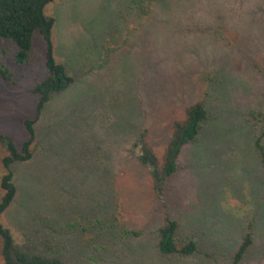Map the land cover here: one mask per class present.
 <instances>
[{
    "label": "rangeland",
    "instance_id": "1",
    "mask_svg": "<svg viewBox=\"0 0 264 264\" xmlns=\"http://www.w3.org/2000/svg\"><path fill=\"white\" fill-rule=\"evenodd\" d=\"M45 12L56 19L54 57L75 81L35 123L33 158L12 167L18 193L0 221L17 241L52 236L74 264H233L251 224L241 264H264L252 115L264 113V0H52ZM16 50L0 42V64L16 81L0 79V133L21 146L47 44L37 38L25 65ZM200 99L209 118L158 198L155 166L139 161L134 142L146 128L161 161L173 122ZM6 154L0 146V181ZM167 216L180 223V243L197 241L195 253L160 250Z\"/></svg>",
    "mask_w": 264,
    "mask_h": 264
},
{
    "label": "trees",
    "instance_id": "2",
    "mask_svg": "<svg viewBox=\"0 0 264 264\" xmlns=\"http://www.w3.org/2000/svg\"><path fill=\"white\" fill-rule=\"evenodd\" d=\"M52 0H0V42L10 41L17 50L14 60L18 65L31 61L32 51L37 38H42L47 44L46 75L30 90L38 97L37 115L25 121L29 137L17 145L13 137L0 133V146L7 154L2 163L5 169L0 181V216L12 204L18 193L15 183L13 165L27 162L34 156L36 141L35 123L38 121L46 104L57 94L62 93L75 80L70 75L65 63L55 59L53 54L52 30L56 19L46 14L45 8ZM145 10V8H144ZM207 29V28H205ZM0 79L16 85L14 72L9 66L0 64ZM255 125L259 126L256 138L257 148L264 163V113L252 112ZM209 118V110L204 100L200 99L187 105L184 117L173 122L171 136L167 142L163 158L148 141V130L140 131L134 142L138 150L136 154L144 165L155 166L151 169L154 190L158 198L164 195L168 179L178 170V159L184 145L197 140L204 122ZM180 223L176 219L166 217V221L158 230L157 244L165 254L186 256L198 250L197 241L190 239L180 243L177 237ZM252 225L235 252L233 264H241L254 242ZM0 237L2 239V255L5 264H74L62 252L61 243H56L52 236H28L22 242L17 241L12 230L0 221Z\"/></svg>",
    "mask_w": 264,
    "mask_h": 264
},
{
    "label": "crops",
    "instance_id": "3",
    "mask_svg": "<svg viewBox=\"0 0 264 264\" xmlns=\"http://www.w3.org/2000/svg\"><path fill=\"white\" fill-rule=\"evenodd\" d=\"M182 153V152H181ZM181 155V154H180ZM180 157V156H179Z\"/></svg>",
    "mask_w": 264,
    "mask_h": 264
},
{
    "label": "water",
    "instance_id": "4",
    "mask_svg": "<svg viewBox=\"0 0 264 264\" xmlns=\"http://www.w3.org/2000/svg\"><path fill=\"white\" fill-rule=\"evenodd\" d=\"M152 168H153V166H152Z\"/></svg>",
    "mask_w": 264,
    "mask_h": 264
}]
</instances>
